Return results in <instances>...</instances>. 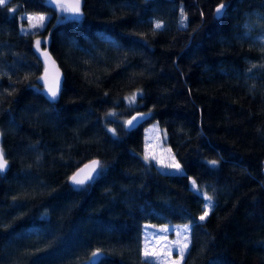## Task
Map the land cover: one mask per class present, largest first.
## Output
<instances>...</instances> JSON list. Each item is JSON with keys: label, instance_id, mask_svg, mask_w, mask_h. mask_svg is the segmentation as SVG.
Returning a JSON list of instances; mask_svg holds the SVG:
<instances>
[{"label": "trees", "instance_id": "1", "mask_svg": "<svg viewBox=\"0 0 264 264\" xmlns=\"http://www.w3.org/2000/svg\"><path fill=\"white\" fill-rule=\"evenodd\" d=\"M221 2L228 7L215 20ZM81 5L79 18L48 0L0 7L9 167L0 174V264H91L96 250L99 264H142L143 226L170 222L189 225L181 264H264V0ZM29 13L46 14L44 26L27 31ZM155 21L164 27L154 29ZM49 39L64 75L55 103L41 92L33 50ZM139 111L150 120L125 130ZM151 123L166 132L183 175L145 163ZM92 158L106 162L100 174L89 185L68 184ZM190 178L213 196L203 222Z\"/></svg>", "mask_w": 264, "mask_h": 264}, {"label": "snow or ice", "instance_id": "2", "mask_svg": "<svg viewBox=\"0 0 264 264\" xmlns=\"http://www.w3.org/2000/svg\"><path fill=\"white\" fill-rule=\"evenodd\" d=\"M49 3L55 5L57 11L61 13H68L70 16L74 18H79L82 15L81 12V0H48ZM8 0H0V7H6ZM228 7L225 3H220L218 7L215 9V17L217 19L221 18L224 15V10ZM8 12L13 13L15 9L8 7ZM29 28L27 31H31L32 29L41 28L44 26V23L47 17L43 14H30L26 17ZM187 16L184 13L183 9L181 8L180 12V27H186ZM154 29H161L164 27L163 23L160 21L153 22ZM25 31V29H22ZM41 41H35V47L38 52L42 56L46 58L45 60V75L39 77L45 84V91L47 96L50 97L52 100H55L58 93L59 81L57 78L55 86L49 84L47 78V61L50 60L48 53L46 50L41 51ZM256 67V65H253ZM139 93H133L131 96L127 97L129 104H133L136 101V97ZM108 115H114V113H108ZM137 117L134 116L131 120L125 121V126L130 127L133 125V121L136 120ZM113 135H115V130L112 128L108 129ZM145 163H150L151 161L155 160L156 164L165 169H171L172 172L170 174H179L183 175V169L181 164L176 161L175 157H170V162H165L164 160L157 159L154 155H148L147 153L143 157ZM208 164L215 168L218 164V160H209ZM8 166V161L5 158L3 150L0 149V173L6 171ZM102 165L101 162L98 160H93L90 164L85 165L84 168H81L77 171L71 178V183L73 185L81 186L84 185L87 181L95 179V176H98L99 169H101ZM95 174V176L93 175ZM191 184V191L195 193L198 197L202 196L203 204H202V214L199 216L201 222H203L212 211L214 204H213V196L210 195L207 191H204L201 186L198 185L195 179L190 178ZM189 225H184L183 228H177L176 235L177 239L175 241H169L163 248L157 250L151 249L148 243H145L144 250H143V262L142 264H181L183 261L185 254L189 248ZM160 232H168V228L159 229ZM158 240H167V237H158ZM175 251L178 253L176 259H172V252ZM101 253L100 250L93 251L91 253L90 260L92 264H99ZM167 257L166 260H160V257Z\"/></svg>", "mask_w": 264, "mask_h": 264}, {"label": "rangeland", "instance_id": "3", "mask_svg": "<svg viewBox=\"0 0 264 264\" xmlns=\"http://www.w3.org/2000/svg\"><path fill=\"white\" fill-rule=\"evenodd\" d=\"M55 6V5H54ZM58 13L70 16L68 13H61L58 11ZM30 14L35 13H29L25 15L26 17ZM43 14V13H42ZM46 16V14H43ZM47 20V19H46ZM22 29H25L22 27ZM26 31V29H25ZM145 131V145H144V155L147 153L148 155H154L157 159L164 160L165 162H170V157L174 156L172 149L168 147L166 143V132L164 129H160L157 127V124L151 123L149 126H147ZM177 161V159H176ZM152 162V161H151ZM154 163L155 160H153ZM160 170H166L172 172L171 169H165L159 167ZM183 223H177L173 224V222L166 223V224H152V223H145L143 226V247H142V254L144 250L145 243H148L151 249L159 250L163 248L169 241H175L178 237L176 235L177 228H183ZM162 228H168V232H160L159 229ZM189 234V233H188ZM158 237H167V240H158ZM190 244V242H189ZM178 256V253L175 251V249L172 252V259H176ZM161 261L166 260L167 257H160Z\"/></svg>", "mask_w": 264, "mask_h": 264}, {"label": "water", "instance_id": "4", "mask_svg": "<svg viewBox=\"0 0 264 264\" xmlns=\"http://www.w3.org/2000/svg\"><path fill=\"white\" fill-rule=\"evenodd\" d=\"M221 3H225V2H221ZM50 4H51V3H50ZM219 4H220V3H219ZM225 4H228V2H226ZM52 5H53V4H52ZM218 6H219V5H218ZM218 6H216V7H218ZM216 7H215V9H216ZM81 8H82V5H81ZM224 11H225V10H224ZM214 18H215V20H218V19L215 17V12H214ZM49 41H50V39L47 40V41H41V46H40V47H41V51L46 50L47 53H48V56L50 57V60L47 61V78H48L49 84L55 86L56 81H57V78H58V81H59V87H58V93H57V97H56V99H55V100H52L50 97L47 96V93H46V91H45V84H44V81H42V80L40 79V81H41V85L43 86V89H42L41 92L44 93L43 95L45 96V98H46L49 102H51V103H55V102H57V100L59 99V97H60V93H62L61 90H62V86H63V82H64V75H63V70L60 69V67H59V64H58V62H57L58 60L55 59L54 56L50 53L51 50L49 49ZM33 50L36 51L35 53L37 54V57H38V60L40 61V64L42 65V70H43L42 76H44V75H45V67H46V65H45V60H46V58H45L44 56H42V55L40 54V52H38V51L36 50L35 42H34V44H33ZM134 116H136L137 119L133 121V125H132V126H130V127H126V126H125V122H124V128H125V130L130 131V130H132L133 128H135V127L137 128L138 126H140V124H142V123H144V122H146V121H149V120H150V116H151V112H150V113H146V112H142V111H139V112H137V113L134 112L133 114H131V115L129 116L128 120H131ZM2 138H3V136H2V133H1V131H0V149L3 148V146H2ZM5 158H7V157H5ZM93 160H95V158L89 159V161H86V162L84 161V162H82L81 165H79L78 168L74 169V170L72 171L71 175H70L69 178H68V184L73 185V184L71 183L70 178H71V177H72L77 171H79L81 168H84L85 165L90 164V162L93 161ZM100 162H101V165L106 164V162H104V161H102V160H100ZM8 168H9V167L7 166V169H8ZM7 169H6V170H7ZM99 171H100V169H99ZM4 173H5V172L0 173V174L3 175ZM263 173H264V169H263ZM93 175L95 176V174H93ZM91 181H92V180H89V181H87L85 184L89 185ZM76 186H77V185H76ZM91 264H92V262H91Z\"/></svg>", "mask_w": 264, "mask_h": 264}]
</instances>
